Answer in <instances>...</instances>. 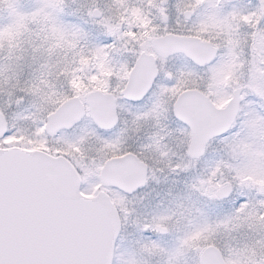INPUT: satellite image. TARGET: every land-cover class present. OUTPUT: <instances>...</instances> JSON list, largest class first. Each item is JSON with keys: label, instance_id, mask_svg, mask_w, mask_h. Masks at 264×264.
I'll return each mask as SVG.
<instances>
[{"label": "snow or ice", "instance_id": "snow-or-ice-1", "mask_svg": "<svg viewBox=\"0 0 264 264\" xmlns=\"http://www.w3.org/2000/svg\"><path fill=\"white\" fill-rule=\"evenodd\" d=\"M0 264H264V0H0Z\"/></svg>", "mask_w": 264, "mask_h": 264}]
</instances>
